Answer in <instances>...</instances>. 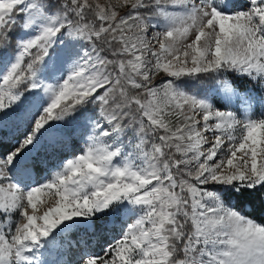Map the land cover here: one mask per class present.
<instances>
[{
  "label": "snow or ice",
  "instance_id": "1",
  "mask_svg": "<svg viewBox=\"0 0 264 264\" xmlns=\"http://www.w3.org/2000/svg\"><path fill=\"white\" fill-rule=\"evenodd\" d=\"M8 129L0 264H264V0H0Z\"/></svg>",
  "mask_w": 264,
  "mask_h": 264
},
{
  "label": "rangeland",
  "instance_id": "2",
  "mask_svg": "<svg viewBox=\"0 0 264 264\" xmlns=\"http://www.w3.org/2000/svg\"><path fill=\"white\" fill-rule=\"evenodd\" d=\"M100 2L104 3V0H100ZM113 2H114V0H113ZM240 4L242 6L243 0H240ZM16 139H19V136H17L16 133L14 132V130H12V129H8V130H5L3 133H0V140L5 141V145L10 144L11 146L14 147L15 146L14 141ZM41 175H43V173H41ZM128 222L130 223L132 221L128 220ZM120 234H121L120 230H119V228H117L112 234H110L106 237V243H111L113 241V239H118ZM95 251L97 253H101V249L99 247H96Z\"/></svg>",
  "mask_w": 264,
  "mask_h": 264
},
{
  "label": "trees",
  "instance_id": "3",
  "mask_svg": "<svg viewBox=\"0 0 264 264\" xmlns=\"http://www.w3.org/2000/svg\"><path fill=\"white\" fill-rule=\"evenodd\" d=\"M8 149L12 148L13 146H11L10 144L5 145ZM258 214V213H257Z\"/></svg>",
  "mask_w": 264,
  "mask_h": 264
}]
</instances>
